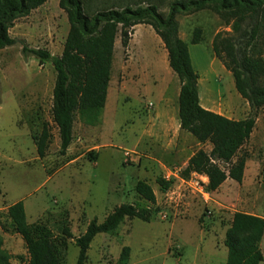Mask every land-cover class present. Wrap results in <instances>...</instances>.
I'll list each match as a JSON object with an SVG mask.
<instances>
[{"label": "rangeland", "instance_id": "obj_1", "mask_svg": "<svg viewBox=\"0 0 264 264\" xmlns=\"http://www.w3.org/2000/svg\"><path fill=\"white\" fill-rule=\"evenodd\" d=\"M167 10L166 3L160 7L163 14ZM176 20L200 78V93L204 89L205 99L210 98L216 110L230 109L235 118L246 117L249 111L231 74L212 51L214 36L233 35L231 29L210 11L180 14ZM68 27L58 0H49L15 23L10 35L17 43L0 50V224L7 221V210L21 201L29 224L41 221L57 235L65 221L76 238L91 220L102 223L115 207L141 204L150 209V220L126 218L113 232L96 235L84 264H225L223 240L233 214L264 218V108L237 154L247 156L242 182L227 179L216 192H208L204 176L183 173L187 158L198 148L208 152V144L195 146L191 135L188 139L180 133L179 151L168 147L179 134L180 83L168 66L160 38L149 26L139 25L131 31L127 48L119 38L115 42L99 125L85 130L76 120L73 142L61 156L51 121L54 69L25 57L22 48L46 49L57 57ZM195 28L202 30V42L193 45ZM44 124L50 127L52 141L40 159L33 137ZM165 176L173 184L162 193L156 180ZM138 181L151 186L156 204L139 199L134 191ZM0 235L11 264H27L21 237L1 226ZM124 247L129 248L126 258L121 257ZM260 247L264 255V237ZM78 251L69 239L65 264H76Z\"/></svg>", "mask_w": 264, "mask_h": 264}, {"label": "trees", "instance_id": "obj_2", "mask_svg": "<svg viewBox=\"0 0 264 264\" xmlns=\"http://www.w3.org/2000/svg\"><path fill=\"white\" fill-rule=\"evenodd\" d=\"M49 0H0V50L17 40L10 29L17 21L43 7ZM166 3L167 13L160 11ZM58 7L67 17L68 32L59 56L46 49L22 48L25 57H34L40 65L51 64L55 72L52 90L51 121L57 129L59 154L65 156L73 141L74 123L96 127L100 123L112 75L114 46L119 38L127 48L135 26H149L160 38L171 71L178 77L179 129L190 134L200 145L208 144L207 152L197 150L183 168L185 175L207 179L206 190L217 191L227 180L241 183L247 156L237 154L250 138L258 111L264 108V0H58ZM210 11L216 14L233 35L216 34L212 51L231 74L234 87L249 106L246 118L232 120L204 109L198 94L199 76L195 72L187 44L180 38L176 17ZM191 44L202 42V30L195 28ZM40 159L46 156L52 141L48 124L33 137ZM221 165L227 167L223 169ZM162 193L172 181L157 178ZM134 191L140 200L156 204V196L145 181H138ZM150 220V209L141 204H121L102 223L89 222L85 232L74 238L65 221L54 235L47 224H29L23 202L7 210L1 229L18 234L25 244L27 264H65L68 240L78 247L76 264H84L87 251L96 235L110 233L124 219ZM264 237V218L235 212L227 228L223 244L227 249L225 264H260L264 255L260 244ZM128 247L121 251L126 258ZM0 235V264H11Z\"/></svg>", "mask_w": 264, "mask_h": 264}, {"label": "crops", "instance_id": "obj_3", "mask_svg": "<svg viewBox=\"0 0 264 264\" xmlns=\"http://www.w3.org/2000/svg\"><path fill=\"white\" fill-rule=\"evenodd\" d=\"M139 26V25H138ZM180 88V87H179ZM199 88H200V78L198 79V90H199ZM198 94H199V100H200V105L204 108V109H206V110H209V111H211V112H213V113H216V114H219V115H222V116H224L225 118H228V119H232V120H240V119H244V118H246V117H240V118H235L234 117V113L232 112V111H230V109L228 110V111H222V110H220V109H217L216 110V106L212 103V101H211V99L210 98H208L207 97V99H205L206 98V94H205V91H204V89H203V91L200 93V90L198 91ZM107 97H108V94H107ZM241 99V98H240ZM107 101V100H106ZM242 101L245 103V106H246V110L247 111H250L249 110V106H248V104L246 103V101H244L243 99H242ZM105 105H106V103H105ZM226 109V108H225ZM249 113V112H248ZM246 115H248V114H246ZM257 123V122H256ZM80 125H82L83 127H84V129L86 130L87 128H92V127H90V126H86V125H83V124H81L80 123ZM74 126H75V123H74ZM177 129H178V131H179V134H177V135H175L174 137H173V139H174V141H173V139L172 140H170V142H169V146L168 147H171V145L172 146H174V149L176 148V140H177V137L180 135V133H185V137H187L188 139L191 137V136H189L190 134H188L187 132H185V131H182V130H180L179 129V123H177ZM251 137V136H250ZM73 139H74V128H73ZM192 139V138H191ZM73 142V141H72ZM71 146V145H70ZM195 146H198V147H201V145L199 144V143H197L196 142V144H195ZM208 147H209V150L211 149V146L210 145H208ZM182 148H183V150L184 149H186L187 147H186V145L185 144H182ZM177 149V151H179L178 150V148H176ZM198 149H200V148H198ZM69 150V149H68ZM194 153H192L191 154V156L193 155ZM190 156V157H191ZM189 157V158H190ZM189 158H187V160L185 161V163H183V167L186 165V163H187V161L189 160ZM161 163V162H160ZM246 165V164H245ZM245 171V170H244ZM175 176H177V175H175ZM206 184V183H205ZM223 185V184H222ZM221 185V186H222ZM221 188V187H220ZM154 192V191H153ZM216 192V191H215ZM155 193V192H154ZM245 213V212H244ZM247 214H250V213H247ZM251 215H254V214H251Z\"/></svg>", "mask_w": 264, "mask_h": 264}, {"label": "built area", "instance_id": "obj_4", "mask_svg": "<svg viewBox=\"0 0 264 264\" xmlns=\"http://www.w3.org/2000/svg\"><path fill=\"white\" fill-rule=\"evenodd\" d=\"M166 181H169V176H165V178H164ZM205 184V183H204ZM206 185V184H205ZM198 191L201 193V194H204V192H203V190H202V188L200 187V188H198Z\"/></svg>", "mask_w": 264, "mask_h": 264}]
</instances>
